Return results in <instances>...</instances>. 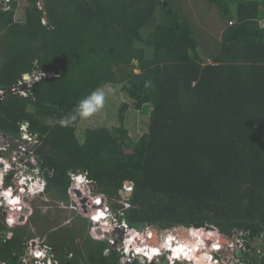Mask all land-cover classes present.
Returning <instances> with one entry per match:
<instances>
[{
  "label": "trees",
  "instance_id": "obj_1",
  "mask_svg": "<svg viewBox=\"0 0 264 264\" xmlns=\"http://www.w3.org/2000/svg\"><path fill=\"white\" fill-rule=\"evenodd\" d=\"M205 1L229 22L211 62L176 0H45V13L28 0L24 21L16 19V2L0 12V89L19 86L23 72L41 73L29 96L11 93L1 102L0 131L17 137L19 122H30L53 200L69 201V170H87L94 191L111 199L121 197L125 180L135 182L132 207L113 205L132 230L214 227L225 235L248 231L249 238L264 232V0ZM107 84L122 85L136 110L152 108L137 141L124 125L129 102L119 126L88 127L83 142L81 120L61 126L80 99ZM80 218L49 238L62 263L120 264V251L92 240ZM7 229L0 220V232ZM14 229L11 239L0 237V261L10 264L33 237ZM246 258L264 264L259 254Z\"/></svg>",
  "mask_w": 264,
  "mask_h": 264
},
{
  "label": "clouds",
  "instance_id": "obj_2",
  "mask_svg": "<svg viewBox=\"0 0 264 264\" xmlns=\"http://www.w3.org/2000/svg\"><path fill=\"white\" fill-rule=\"evenodd\" d=\"M37 7L38 8L42 7V5L39 3V0L37 2ZM42 23H46V21L42 20ZM39 78L40 77H35L36 80H39ZM32 82H33V75H30L27 72H23L21 73L20 79L18 80L17 83L19 86L25 83H27L28 86H31ZM146 86H148V83H146ZM116 91H117L116 88L107 86V85H102V86L95 88L94 90H92L90 93H88L86 96H84L82 99H80L76 103L73 111L60 121L61 126L62 127L75 126L78 120H87L93 117L96 113L104 109L106 100L109 94H114ZM9 94H11L10 90H9ZM20 94L23 95L24 93L21 92ZM2 99H3V93L2 91H0V100ZM18 127H19V133H20L21 139L28 140V141H34L35 135L30 134L28 131L30 127V122L28 121L19 122ZM5 150L6 149L4 147L0 146V151H5ZM13 159L14 160L16 159L15 155H13ZM35 162H36L35 159H33L32 163L35 164ZM0 164H3V169H0V197L4 198V200L0 201V203L6 202V205L11 206V212H14V213H19L22 208L27 209L28 210L27 215H25L24 221H23V222H27V217L28 215L32 214V209L27 203V201L23 199V197L24 196L35 197L41 193H44L45 188H47L46 185L48 186V182L41 175H39L38 168L34 169V172L36 173L35 176H33V174L24 176L21 173L19 180H18V184L27 185V190L25 191L24 187H20L16 195H13L14 189L12 186H9L7 188L3 187L4 175L11 168V165L8 164L7 161H5L3 158H0ZM67 175L70 180V183L67 189L69 204L65 205L64 202L61 201L59 203V207L60 208H65V207L74 208L76 211H79V201L75 200L73 189L74 188L78 189L80 193L84 194L85 186L90 183H94V182H92L91 179L89 178V174L87 170H84V171L77 170L75 172L69 170ZM134 187H135L134 181L125 180L122 184V191L130 194L133 192ZM90 192L92 194L93 191L90 190ZM46 194L41 197L44 201H48L49 199V197L46 196ZM94 199L93 200L91 199L93 206L95 204H100L101 208L103 209L101 210V208L100 209L94 208V211L95 209H97V211L94 214L89 213L85 216V219L91 222V227L88 229V235L92 240H96V241L104 240L106 238L105 233H110L113 231L114 228L117 229V227L125 228L126 231H128L129 239L125 241V244L122 249L117 248V251H120L121 253L120 264H125V259L128 260V264H131V259L135 257L136 255L138 256H136L133 261L138 260L141 264H143L144 259L146 260L147 264L153 263L159 257H166L169 260L172 259V257H168L166 255V252H168L169 249H166L163 245L161 246V250L158 253L157 247L156 248L149 247V245H152V243H155V242H152L151 244H146L147 242L150 241L153 235L151 231L147 233L148 238H144L145 236H142V234H143L145 227L142 232L138 230H132L131 227L128 228L129 224L124 218L123 212L120 213V212L115 211V208L113 207V205L107 202V199H108L107 196L106 198L105 197L101 198V196H96ZM117 199L119 200L118 204L123 205L125 210L132 207L131 203L123 202V198L119 197ZM107 203L110 205L111 209L108 208ZM48 210L49 209L46 206L41 207L40 209L41 214L47 213ZM114 213H116L117 219L113 215ZM18 222H20V217L18 215H13V214H9L4 220V223H6L9 228H13ZM68 223H71V219L65 221V224H68ZM177 227H182V226H177ZM98 229L102 231L98 233ZM153 229H156L158 231L157 227ZM189 229L190 231H192V234L196 236L197 239H196L195 249H189L188 252L199 250L200 248H206V245L204 244V237H206L207 239H211L214 235L217 236V242L212 245V251L219 250L220 243H219V237H218V230L214 229V227L212 231H208L207 233H204L203 229H199V230H196L194 228H189ZM32 231L35 232V229L33 228ZM137 231L140 232L141 234L137 233ZM13 235L14 233L9 231L7 234V239H11ZM175 236L176 238H178L179 233L176 234ZM44 239H46V237ZM161 239L162 238L158 239V236H157V240H158L157 244L161 245V243H163V240ZM108 242L109 244H111L112 243L111 239H109ZM42 243H43V240L40 237H34L33 239H30L27 241V249H26L25 255L20 257L22 264H30L31 258L35 259V264H59V261L54 260L53 255L49 254L50 249L47 247V245H45L43 248L40 247ZM142 245L144 246L142 247ZM109 251L110 250L108 248H105L104 254L108 255ZM129 251L130 253L133 254L132 257L128 256ZM177 251H180V250H177ZM188 252H185V255H188ZM153 255H156L157 258ZM70 258H71V254H69V259ZM189 259H195V264H202V262H206V264H219V261L214 260L213 256L211 255V252L207 250L204 251L201 254V256L199 257L189 256ZM179 261L180 260L178 259V262ZM0 264H4V261H0Z\"/></svg>",
  "mask_w": 264,
  "mask_h": 264
},
{
  "label": "rangeland",
  "instance_id": "obj_3",
  "mask_svg": "<svg viewBox=\"0 0 264 264\" xmlns=\"http://www.w3.org/2000/svg\"><path fill=\"white\" fill-rule=\"evenodd\" d=\"M176 1H177V9H179L183 14H185L191 21V24L195 32V36L200 41V44L202 46L200 47V52L202 53L203 58L205 59L206 62H211L213 60V57L216 55V53L220 49L221 41H222V33L224 29L227 27V25L229 24L228 20H224L222 18L220 14V10L216 5L209 4L205 0H176ZM232 6L236 7V3H233ZM26 8H27V5H22L19 7L18 12L16 13L17 20L19 21L25 20ZM262 23L264 24V19L262 20ZM151 30L152 29L150 27L146 28L143 31L144 35H147L148 33H150ZM34 80H35V77H33L32 83H34ZM22 86L24 87L25 85H22ZM107 86L114 87L117 89V91L114 94H109L106 100L105 107L102 111L96 113L93 117L87 120L80 121L78 132H77L80 141L83 142L84 140L83 131L88 127L107 126L110 129H112L116 126H119L120 120L118 117V113L125 102L130 103V108L126 113L124 125L128 129L129 135L131 136L132 140L137 141L141 137V135L147 132L149 129L150 114H151L152 108L149 105H146L147 107L143 109L142 111L136 110L133 106L132 101L129 100L125 96V93L122 91V87H121L122 85L107 84ZM33 109L34 108L31 106L30 110H33ZM55 122H57V120L48 119V123L50 124H54ZM127 151H131V150L128 148ZM89 185L90 184L85 186V192L84 194L81 193V196L79 195L78 191L75 188L73 189L75 200L79 201V211H76L74 208H68V207L60 208L59 207L60 202L53 200L49 196V194H46V196L49 197L48 201H44L41 198L44 195H40L39 197H31V198L25 197L24 200L27 201L31 209L35 208L36 205H43V206L47 205L49 210L45 214H41V212L40 214H37L38 217L40 216V218H36L37 220L35 219L32 220V217H31L30 220H27V222H23L24 220L20 219L22 221L18 222L16 225L24 226V228H26V232L29 234L33 233L32 229L34 228L35 231L41 234L39 237L41 238L46 237V239H44L43 242H48L50 236H53V233L54 234L60 233L64 228H67L66 230H70V228L72 229L73 223H75L76 219L79 217H82L79 219L80 222H85L86 220L89 226H91V222L87 219L84 220V218L87 214L92 213L94 211L91 199L93 200L96 196H99L103 193L96 192L92 189L93 192L91 194L90 190L92 187H90ZM85 197L87 199L85 202H83V199ZM107 202L111 205H114V204H118L119 200L111 199L108 197ZM64 204L68 205L69 201L64 202ZM24 210L28 211L27 209H24ZM115 211L120 212L118 208H115ZM69 219H71V223L65 224V221ZM37 222H38V228L35 227L36 226L35 224ZM153 228H156V227H153V226L145 227L142 236H145L144 238H148L147 233ZM216 230H218V237L220 238L219 240L220 246H223V247L225 246L229 248V244L235 241L236 232L233 233L232 235H225L219 229H216ZM166 231H167L166 229L158 228V231L155 234V236H158V239L160 237L163 238V235H165ZM112 233L114 234L113 236L123 237L121 238L122 240L126 239V235L128 234L126 229L114 230ZM181 233L182 232L179 233L180 236H182ZM241 233H244V232H241ZM166 234L168 237L170 236V234L173 235L172 233H166ZM24 236L25 238L28 237L26 234ZM173 237H174L173 240L176 243H173L172 242L173 240H172L171 241L172 244H169V243L167 244L170 246L169 249L171 250H172V247L175 250L178 247L177 246L178 242L181 240V237H180V240L177 239L175 235H173ZM238 238L241 239L244 244H246L247 248H249L251 244L252 252L251 251L250 252L252 253L251 254L252 256L259 254L260 257H264V232H262L260 235H255V237H252V238H249V237L246 238L245 236H241V235H239ZM28 239H31V238H28ZM211 239L207 240L206 237H204V244L210 243L211 246L207 245L206 248H202L200 252L203 253L204 251L207 250V251H210L211 255L213 256L215 255L216 257H218L220 255H223L224 257V252L223 250H220V248L218 251H212V245L214 243H212ZM216 239H217V236H216ZM194 240H196V238H194ZM157 241L158 240H156L155 242L157 243ZM182 241L185 242L186 239ZM77 242L80 243L81 241H77ZM114 243H116L115 249L117 250V248L119 247L115 239H114ZM190 256L197 257L194 251L193 253L190 254ZM246 257H247V254L244 258ZM165 260H167L169 264H172L170 260L166 257H159L154 262H157L159 264H164ZM143 264H147V263H143ZM176 264H193V263H189L183 260V262H177Z\"/></svg>",
  "mask_w": 264,
  "mask_h": 264
},
{
  "label": "built area",
  "instance_id": "obj_4",
  "mask_svg": "<svg viewBox=\"0 0 264 264\" xmlns=\"http://www.w3.org/2000/svg\"><path fill=\"white\" fill-rule=\"evenodd\" d=\"M14 2L18 3V7H17V11L16 12H18L20 6L28 5V0H0V12L12 8V4ZM39 3L42 5V7L40 9L43 10L44 13H45L46 12V10H45V0H39ZM43 20L46 21V23H47V21H48L47 20V14L43 18ZM46 23H44V24H46ZM33 77H40L41 78V73H34ZM36 81L37 80L35 79L34 83ZM34 83H32L31 86L26 85L27 83L23 84V85H25L24 86L25 88L22 85H21L22 88L20 86L13 87L10 90V92L11 93H21V92H23L24 93L23 96L27 97V96H29L31 94L30 88L32 87V85ZM0 91H2V93H3V99L0 100V102H2L5 99V97L9 94V91H7L5 88L0 89ZM28 131H29L30 134H34L31 131L30 127H29ZM0 134H3V136H4L3 139H0V146L4 147L6 149L5 151H0V158H3L5 161H7L8 164L11 165V168L4 175L3 187L7 188L9 186H12L13 189H14L13 195H16V193L18 192L20 187H24L25 191H26L27 190V185H19L18 184V180H19L20 174L22 173L24 176H28L29 174H33V176H35L36 173L34 172V169H37V168L39 169V175H41L45 179V177L43 176V172L41 170L39 154H37V151L39 150V146L42 143V141L38 137V134H34L35 135L34 141H28V140L21 139L20 134L17 137H11V136H9V135H7L5 133H2L1 131H0ZM13 155H15V157H16L15 160L13 159ZM33 159H35V161H36L35 164L32 163ZM0 169H3V167L0 166ZM46 187H47V185H46ZM90 187H92L91 190L92 189L94 190L96 188L94 183H90ZM46 193H47V188H45V192L44 193H41V194H39V195H37L35 197H39L40 195H45ZM131 194L132 193L129 194V193L123 192L122 189L120 190V196H121V198H123V202H128V199L130 198ZM99 196H101V198L105 197L104 194H101ZM25 197H28V196H24L23 199H25ZM2 198L3 197H0V201H2ZM107 206H108L109 209H111L110 205L108 203H107ZM102 209L103 208H101V210ZM96 210L97 209H95V211ZM95 211L92 212V213L94 214ZM119 211H120V213L123 212V214H124L123 210H119ZM22 213H27V211L24 210V212L22 211V212H19V213H14V212H11V206L10 205H6V202L0 203V220L3 221V223H4L5 218L9 214L18 215L20 217V215ZM113 215L117 219L116 213H114ZM20 219H22V218L20 217ZM22 220H20V221H22ZM128 228H130L129 225H128ZM179 228H182L183 230L187 229L184 226H182V227H173V228L167 229L166 233L168 232V233H172L174 235V231H177ZM119 229L124 230L125 228L117 227V229L114 228L113 231L114 230H119ZM192 230H194V229H192ZM9 231L12 232V229L8 228L7 230H4V231L0 232V237L3 240H7V234H8ZM150 231L152 232V230H150ZM112 232L108 233V235L105 233V237L106 238L104 240H108L109 241V239H111V241H112L111 246H112L114 244V239H115V241H117L118 247L122 249L124 244H125V241L127 239H129L128 234L127 235L125 234L126 235V239L122 240L121 238H123V237L113 236L114 234ZM241 232H243V231H241ZM241 232L240 231L236 232L235 241L231 242L229 244V248L225 247V246L224 247L220 246V250H223V252H224V257H223V255H220L218 257H216L215 255L214 256L212 255L213 259L214 260H218L219 264H231V262H234V264H248L247 259L244 258V257L250 251L252 252V246L250 244V246H249L250 248H247L246 244H244L242 242V240L239 239L240 237L238 238V236L241 235V236H245L247 238V237H249L250 233L247 232V231H245L244 233H241ZM127 233H128V231H127ZM137 233H139V232L137 231ZM194 237L195 236H193L191 239H194ZM160 238H162V237H160ZM163 238L161 240H163ZM177 239L180 240V234H179ZM163 244H164V241H163ZM45 245H47V247L50 249V253L49 254L53 255L54 260L59 261V264H63L62 261H61L60 255L55 250V247L52 246L48 242H43L40 247L43 248ZM205 245L206 246L207 245L211 246L210 243L209 244H205ZM34 247H35V245H34ZM131 247H132V245H131ZM139 247H141V246H139ZM190 247H191V249H193L192 246H190ZM26 249H27V243H26ZM26 249H25L24 253L20 257L25 255ZM200 250H202V248H200L199 250H195L194 252H197V251H200ZM227 251H229V253ZM251 252L249 254H252ZM189 253H193V251H191ZM69 254H71V258H72L73 254L71 252L64 253V257L67 260H69ZM201 254H202V252H201ZM166 255L168 257H172V259L170 260V262L172 264H176L178 262V259L180 260L179 262H183V260H184V261H187L189 263H193L194 264V262H191L192 259L191 260H185V259L180 258L179 256H175V254L173 253V251L171 249H169V251L166 252ZM128 256L132 257L133 254L130 253V251H129ZM136 256H138V255H136ZM20 257H19L18 264H22V262L20 260ZM135 257H133L131 259V262L134 260ZM125 263H128L127 259H125ZM143 263H147L145 259L143 260ZM4 264H10V262L9 261H4ZM30 264H35V259L34 258L30 259Z\"/></svg>",
  "mask_w": 264,
  "mask_h": 264
},
{
  "label": "bare ground",
  "instance_id": "obj_5",
  "mask_svg": "<svg viewBox=\"0 0 264 264\" xmlns=\"http://www.w3.org/2000/svg\"><path fill=\"white\" fill-rule=\"evenodd\" d=\"M76 190H78V189H76ZM86 198V197H85ZM93 208H101V206H100V204H95L94 206H93ZM97 211V210H96ZM95 211V212H96ZM100 231H102V230H100V229H98V232H100ZM180 232H182V231H179V233ZM168 233V232H167ZM139 234H141V233H139ZM182 234V236H183V239H186V241L185 242H183L182 240H180L179 242H178V244H177V248L174 250L173 249V247H172V245H171V247H172V251H174L173 253L175 254V256H179L180 258H182V259H185V260H191V259H189V256H190V254L191 253H189L188 252V250L189 249H191V247L190 246H192V248L194 249L195 247H196V244L194 243L196 240H194V239H189L190 237H193V234H191L192 236H184V234H183V232L181 233ZM155 236V235H154ZM163 241H164V244L163 243H161V245H159V244H157L155 241L157 240V236H155V238L154 237H152L151 238V242H155V243H152V245H149V247H154V248H156L157 247V249H158V253L160 252V250H161V246L163 245L165 248H168L169 249V245H167L168 243L169 244H172V242L173 243H176L173 239H174V237H173V235H171L170 234V236L168 237L167 236V234L165 233V235H163ZM176 237V236H175ZM181 237V236H180ZM213 237H215L214 239H213ZM212 237V239H211V241H212V243H216L217 241V239H216V235H214ZM194 238H196V236L194 237ZM181 239H182V237H181ZM197 239V238H196ZM155 240V241H154ZM173 240V241H172ZM194 240V241H193ZM219 240H220V238H219ZM147 242L146 244H151V242ZM172 241V242H171ZM206 244H208V243H206ZM144 245H142V247H143ZM177 250H180V251H177ZM185 252H188V256L187 255H185ZM157 255V254H156ZM156 255H153V256H156ZM195 255L197 256V257H199V256H201V252L200 251H197V252H195ZM191 262H194V264H195V261H194V259H192V261ZM202 264H206V262H202Z\"/></svg>",
  "mask_w": 264,
  "mask_h": 264
},
{
  "label": "flooded vegetation",
  "instance_id": "obj_6",
  "mask_svg": "<svg viewBox=\"0 0 264 264\" xmlns=\"http://www.w3.org/2000/svg\"><path fill=\"white\" fill-rule=\"evenodd\" d=\"M48 207L47 205H36L35 206V208H33L32 209V214L31 215H28V217H27V220H30V218L32 217V220H37L36 218H40V216L38 217L37 216V214H40V209H41V207ZM24 212V210L23 209H21V211L20 212ZM35 212V213H34ZM25 215H27V213H22L21 215H20V217H22V219L24 220V217H25ZM39 222V221H38ZM38 222L35 224L36 226V228H38ZM6 226H7V224H6ZM8 227V226H7ZM15 227H17V228H19V227H21V226H18V225H15L13 228H11L12 229V232L14 233V235H13V237L15 236V234H16V229H14ZM9 228V227H8ZM22 228H23V230L24 231H26V228H24V226H22ZM65 229H67V228H64L63 230H64V232L63 233H65ZM50 232V231H49ZM27 234H29V233H27ZM45 234V233H44ZM30 235V234H29ZM41 234H39V232H37V231H35V232H33L32 233V236L33 237H29V238H34V237H39ZM53 235H55L54 233H53ZM128 236H129V234H128ZM51 237V236H50ZM41 238V237H40ZM44 238L45 237H42L41 239L42 240H44ZM215 237H213V239H214ZM80 238H77V241H80L79 240ZM151 242V241H150ZM49 243V242H48ZM152 243V242H151ZM51 244V243H50ZM52 246H54L55 247V250H56V252L58 253V254H60V252H59V247L57 246V244H51ZM68 249H70V244H68L67 245V247H66V251H65V253H67V252H71L72 254H73V252L71 251V250H68ZM73 256H74V254H73ZM72 259V258H71ZM70 260V259H69ZM68 263V262H67Z\"/></svg>",
  "mask_w": 264,
  "mask_h": 264
},
{
  "label": "water",
  "instance_id": "obj_7",
  "mask_svg": "<svg viewBox=\"0 0 264 264\" xmlns=\"http://www.w3.org/2000/svg\"><path fill=\"white\" fill-rule=\"evenodd\" d=\"M151 113H152V112H151ZM3 138H4L3 134H0V139H3ZM0 166L3 167L2 164H0ZM77 191H78L79 195L81 196L80 191H79V190H77ZM86 199H87V198H84V199H83V202H85ZM3 200H4V198H2V201H3ZM86 210H87V209H86ZM143 229H144V225H141V226L138 228V231L142 232ZM179 231H182L183 234H184V236H189V235L192 234V231H190L189 228H187L186 230H183L182 228H179L177 231H174V234H175V235L178 234ZM156 232H157V230H156V229H153V231H152V233H153L152 237H154V235L156 234ZM106 234L108 235V233H106ZM193 236H194V235H193ZM152 237H151V238H152ZM181 237H182V240H184V239H183V236H181ZM150 240H151V239H150ZM194 243L196 244V241H195ZM112 247L115 249V247H116V243H114V244L112 245ZM194 249H195V248H194ZM227 252L229 253V251H227ZM231 264H234V262H231Z\"/></svg>",
  "mask_w": 264,
  "mask_h": 264
}]
</instances>
